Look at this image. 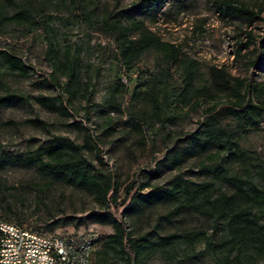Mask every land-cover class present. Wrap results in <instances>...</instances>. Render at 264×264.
Returning <instances> with one entry per match:
<instances>
[{
	"label": "rangeland",
	"instance_id": "rangeland-1",
	"mask_svg": "<svg viewBox=\"0 0 264 264\" xmlns=\"http://www.w3.org/2000/svg\"><path fill=\"white\" fill-rule=\"evenodd\" d=\"M135 1L0 0V97L25 98L0 106V155L8 159L40 155L41 148L62 138L83 147L81 155L91 162L94 175L100 172L118 186L115 199L108 195L104 203L88 187L59 181L32 166L7 162L0 168V221L43 234L92 232L104 238L113 232L111 222L90 214L109 211L117 218L136 192L134 188L125 195V187L134 180L145 184L143 194L151 187L170 188L178 182L188 186L209 182L214 196L233 192V184L264 190V114L257 126L240 127L228 111H222L215 121L233 133L234 145L221 153L210 147L192 152L190 136L204 130L212 104H217L215 113L229 107L225 94L214 92L213 99H192L183 105L179 102L180 71L174 65L167 69L161 55L152 49L130 71L118 64L114 42L102 31V21ZM221 1L168 0L155 21L146 13L134 11L133 15L198 62L197 88L210 84L208 70L216 66L229 78L245 81V92L248 86L254 88L250 100L264 103V58L259 57L264 42V0H231L263 9L261 20L251 25L241 15L217 10ZM26 7L31 10L26 25L5 20ZM247 33L252 35L251 45L237 55V45L246 41ZM50 34L60 60H76L81 87L71 97L62 91L66 78L54 74L46 59ZM8 57L28 67V75L10 70ZM159 81L162 112L157 119L151 117L146 94ZM41 96L60 97L70 115L39 105L36 99ZM137 116H143L145 122L136 124ZM34 119L43 124L29 122ZM175 150L184 154L171 166L168 158ZM174 207L175 203L162 201L123 216L125 229L134 237H172L171 248L152 253L142 264H215L213 256L204 252V240H219L221 227L189 210L166 218ZM189 234L196 235L193 251L199 255L184 259L191 254ZM95 254L91 264H95ZM110 261L120 264L114 258ZM249 264H264V257H254Z\"/></svg>",
	"mask_w": 264,
	"mask_h": 264
},
{
	"label": "trees",
	"instance_id": "trees-1",
	"mask_svg": "<svg viewBox=\"0 0 264 264\" xmlns=\"http://www.w3.org/2000/svg\"><path fill=\"white\" fill-rule=\"evenodd\" d=\"M79 1V0H77ZM168 0H136L128 8L119 10L116 14L106 17L102 21L101 29L108 34L116 48V61L125 69H133L144 52L148 50L157 51L164 64L176 66L180 71L181 92L179 102L188 105L192 99L209 97L213 99V93H224L229 107L216 112L217 104H212L209 109L208 121L204 125V130L191 134L189 143L191 151H205L208 147L214 148L221 153L229 150L234 145L233 133L219 126L215 120L222 111H228L230 116L240 127H255L258 125L260 117L264 114V103H255L249 99L253 89L246 87V82L239 78H229L227 74L216 66H211L208 70L210 84L197 88L195 79L198 70V62L184 56L180 47L167 41H163L158 35L152 32L143 20L134 17L133 12L146 13L152 20L157 19V14L165 2ZM223 7V8H222ZM217 10L227 13H235L244 17L251 25L256 20H261L260 14L263 9H251L248 5L231 0L218 2ZM31 10L22 8L20 11L5 18L10 23L18 26L26 25L30 22ZM43 25L51 33L48 24ZM246 41L239 42L236 48L237 55L248 48L252 42V35L246 34ZM46 59L50 62L54 74H59L66 78L62 87L64 94L73 96L80 91L79 71L76 60L61 61L55 48V44L50 34L46 39ZM259 57L264 58V42L260 45ZM10 70L17 71L19 75H28L26 67L19 59L8 57L6 60ZM162 82L157 86H152L150 92L146 94L147 100L151 103V117L160 119L162 103L160 102V88ZM25 98L18 95L9 94L0 97V106L22 101ZM37 103L43 107L57 108L62 114L70 115L67 103L60 97H38ZM30 123L43 124L37 119L29 120ZM144 121L143 116L136 117V124L140 125ZM83 147L62 138H55L47 147L41 148L40 155L26 154L24 157L16 155L8 159L6 155H0V168L7 162L23 164L37 168L44 174H53L57 180L74 184L79 187H88L95 191L104 203H107V196L115 199L118 186L102 173L94 175L90 161L82 155ZM96 151L98 148L95 146ZM190 154L189 152H185ZM184 152L173 151L168 162L172 166L181 160ZM46 157V160L42 159ZM219 171L215 173L218 174ZM145 184L138 180L130 182L125 187V195L132 189L136 192L123 212L118 217L109 211L93 212L90 216L98 219H109L113 226V232L104 238H99L95 244L90 260L95 254V264H116L110 261L114 258L120 264H142L152 253L161 249L171 248L173 241L171 236L160 237L150 240L145 236L134 237L132 233L125 229L123 216L127 212H136L157 202H173L175 207L165 215L169 218L183 210H189L211 219L214 225H219L223 231V236L217 241L204 240V252H209L215 264H249L254 257H264V190H258L253 185L233 184V192L221 193L214 196L212 184L203 182L193 186L175 183L170 188L154 186L147 193H141ZM6 222V221H5ZM197 238L194 234L187 236L190 245L189 252L184 259H190L199 254L194 253L193 246ZM202 254V252H201ZM200 254V255H201Z\"/></svg>",
	"mask_w": 264,
	"mask_h": 264
},
{
	"label": "built area",
	"instance_id": "built-area-1",
	"mask_svg": "<svg viewBox=\"0 0 264 264\" xmlns=\"http://www.w3.org/2000/svg\"><path fill=\"white\" fill-rule=\"evenodd\" d=\"M96 233L43 234L0 221V264H90Z\"/></svg>",
	"mask_w": 264,
	"mask_h": 264
}]
</instances>
